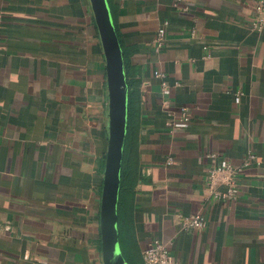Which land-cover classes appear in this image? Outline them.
I'll use <instances>...</instances> for the list:
<instances>
[{
	"label": "crops",
	"instance_id": "1",
	"mask_svg": "<svg viewBox=\"0 0 264 264\" xmlns=\"http://www.w3.org/2000/svg\"><path fill=\"white\" fill-rule=\"evenodd\" d=\"M255 1L108 0L141 80L126 162L131 174L138 160L139 180L118 223L127 264H142L155 239L169 242L174 264H264V25L252 28ZM163 99L172 111L188 107L191 123L169 128ZM107 144L106 60L90 0H0V264H103ZM249 152L259 164L240 174L235 199L210 195L208 154L239 165ZM193 213L204 228L181 231L177 215Z\"/></svg>",
	"mask_w": 264,
	"mask_h": 264
},
{
	"label": "water",
	"instance_id": "2",
	"mask_svg": "<svg viewBox=\"0 0 264 264\" xmlns=\"http://www.w3.org/2000/svg\"><path fill=\"white\" fill-rule=\"evenodd\" d=\"M106 60L108 144L100 197L103 264H127L118 232V201L127 126L128 87L122 50L107 0H90Z\"/></svg>",
	"mask_w": 264,
	"mask_h": 264
},
{
	"label": "built area",
	"instance_id": "3",
	"mask_svg": "<svg viewBox=\"0 0 264 264\" xmlns=\"http://www.w3.org/2000/svg\"><path fill=\"white\" fill-rule=\"evenodd\" d=\"M254 8L256 16L252 21V28L259 31L264 25V0H256ZM164 41L165 26L163 25L159 27L154 38L155 50H160L164 46ZM154 75L161 79L165 76L163 72L158 70L154 71ZM162 91L166 95L170 93V87L165 81L162 82ZM162 104L168 110V113L172 115L166 122L169 128H185L191 123L192 115L188 107L181 106L177 110L172 111L168 99H163ZM208 157L211 160V164L207 168L208 190L210 195L217 199H235L238 192L237 185L240 174L251 164H259L256 156L251 152L239 165H234L226 159L217 161L215 153L208 154ZM173 162L172 157H168L166 160L167 165H171ZM220 183L226 185L225 191L216 189ZM177 219L183 232L198 231L205 226V218L201 213L178 214ZM142 260L143 264H174V259L169 251V242L155 239L150 246L142 251Z\"/></svg>",
	"mask_w": 264,
	"mask_h": 264
},
{
	"label": "trees",
	"instance_id": "4",
	"mask_svg": "<svg viewBox=\"0 0 264 264\" xmlns=\"http://www.w3.org/2000/svg\"><path fill=\"white\" fill-rule=\"evenodd\" d=\"M122 57H123V64L125 69L126 84L128 87V103H127L126 137H125L122 170H121V183H120V192H119V201H118V223H119V211L122 201L124 200V197L133 196L134 188L139 180L138 160L135 158V165L131 174L127 172L126 162H127V152H128V138L132 133L133 126L136 123H138L137 120L140 116V105H141V92H140L141 80L139 77V68L131 65L124 51H122ZM120 246H121L122 254L127 262V256L124 253V250L121 245V241H120Z\"/></svg>",
	"mask_w": 264,
	"mask_h": 264
}]
</instances>
